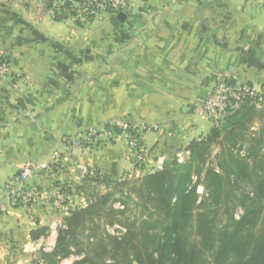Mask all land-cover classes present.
Returning a JSON list of instances; mask_svg holds the SVG:
<instances>
[{
  "label": "crops",
  "instance_id": "0c3cea01",
  "mask_svg": "<svg viewBox=\"0 0 264 264\" xmlns=\"http://www.w3.org/2000/svg\"><path fill=\"white\" fill-rule=\"evenodd\" d=\"M128 1V11L80 21L51 0H0V50L10 65L0 80V189L28 162L47 163L33 182L68 187L70 197L65 207L0 217V264L19 246L46 264L42 255L78 206L71 200L84 202L75 189L92 177L137 178L157 172L160 158L185 161L190 143L211 131H198L195 106L217 80L264 92V0H253L263 11H246L241 0ZM118 122L93 144L67 148L66 138ZM55 153L63 161L54 165ZM49 241L55 247L45 250Z\"/></svg>",
  "mask_w": 264,
  "mask_h": 264
},
{
  "label": "trees",
  "instance_id": "16d2710c",
  "mask_svg": "<svg viewBox=\"0 0 264 264\" xmlns=\"http://www.w3.org/2000/svg\"><path fill=\"white\" fill-rule=\"evenodd\" d=\"M260 112L264 116V109ZM257 113L247 107L212 127L205 138L190 143L184 163L173 160L163 170L131 179L92 177L87 183L104 182L105 191L89 194L86 207L69 209L54 251L41 258L46 264L72 255L81 257L74 264H264V136L246 132ZM213 145L222 146L221 154L207 164ZM198 186L204 189L200 204ZM116 203L122 209L114 208ZM131 205L148 219L128 222ZM238 208L243 210L239 220ZM115 223L124 224V237L98 230ZM91 225L96 229L87 237L95 243H78L77 231ZM196 235L201 241L190 240Z\"/></svg>",
  "mask_w": 264,
  "mask_h": 264
},
{
  "label": "built area",
  "instance_id": "2783aa9c",
  "mask_svg": "<svg viewBox=\"0 0 264 264\" xmlns=\"http://www.w3.org/2000/svg\"><path fill=\"white\" fill-rule=\"evenodd\" d=\"M54 8L59 15H72L80 21L89 20L101 12L123 13L129 9L128 0H51ZM10 73V65L0 50V80ZM247 107L255 110L264 109V92L255 89L251 85L238 84L228 78L217 80L210 88L207 96L195 106V113L202 118L213 123V127H220L228 118L241 114ZM123 127L122 122L108 127H90L85 130V135L70 136L66 138L67 148L80 147L83 143L93 144L105 133L112 132V129ZM157 125H142L137 128L140 132L155 130ZM139 132L132 136L133 147L138 144ZM51 164L62 162V156L55 153L50 157ZM165 159H158L156 170L165 168ZM179 161L182 159L179 158ZM50 165L47 163L39 164L28 162L21 171L8 180L3 188L0 189V217L11 215L19 208H50L52 206L65 207L70 201L69 193L63 186L41 187L33 182V175L39 169L48 170ZM62 222H57L51 226L53 240ZM126 231L120 225H113L108 228V232L113 236L121 237ZM51 238V239H52ZM43 244L37 245L33 252H39ZM55 247L54 241H49L45 245V250Z\"/></svg>",
  "mask_w": 264,
  "mask_h": 264
},
{
  "label": "rangeland",
  "instance_id": "374dc122",
  "mask_svg": "<svg viewBox=\"0 0 264 264\" xmlns=\"http://www.w3.org/2000/svg\"><path fill=\"white\" fill-rule=\"evenodd\" d=\"M241 1H242V3H241L240 6L244 7L246 11H263L262 10V7L259 6V3L258 2H255L253 0H249L248 2H247V0H241ZM258 1L260 2L262 0H258ZM255 88H257V87L255 86ZM260 111H262V110H257L258 113L253 117L254 119H253L252 123L248 125V129L246 130V132H248V136L251 135V134L252 135H258V134H260V132H261V135L264 136V116H260V114H262V112H260ZM196 120H197V125H198L197 126L198 131H201L202 130V132L207 133L213 127V123L211 121L206 120V119L202 118L201 116H198L197 115L196 116ZM222 143H224V140H223ZM240 144H241L242 147L244 146V145H242V142H240ZM246 144L248 145L247 141H246ZM224 146L226 148H228L229 147V142H226V144L224 143L223 147ZM238 147H237V149H238ZM243 149L244 148H241V149L239 148L240 153H244V150ZM221 150H222V146H219V145L218 146H216V145L214 146L213 145L210 148L211 154L209 153L210 155H209L208 163L207 164H210V163H213V162L215 164L216 157H217V155L221 154ZM184 162L185 161H183L182 163H184ZM128 175L132 176L131 174H128ZM135 177H137V176H135ZM193 181L196 182V179L194 178ZM103 184H104V182L95 183V184H93V183H87L86 185L80 186L79 189H75V194H77V195L80 194V197L82 198V200H84V202L86 200V202H87V199L89 198L88 196L92 192L95 193L96 190L97 191L99 190V192L105 191V186H103ZM88 185L91 186V187H93L94 190L93 189H90V190L89 189H85ZM200 187H202V186H198V191H197V194H198V204H200V202L203 201L202 194L204 193V189H203V191H199ZM117 197H119V195H117ZM80 200H78V202H79L80 205L77 204L76 200L73 201V199L71 200V203L73 205V202H74V205L75 206L78 205V206H76V208L82 207V206L85 207L86 204H84V202H81ZM142 200L144 202H146L145 199H142ZM136 201H138V203L141 204V200L136 199ZM204 205H205V207H208V206H210V203L204 201ZM114 208H116V209H122L120 207V204H118V203H116L114 205ZM129 211H132V212H128L127 213V216L126 217H127V219H129L128 222H130V218L137 221V219H135V218L138 217V219H139L138 225H140V222L141 221L148 219L147 213H144L143 210L141 208H139V207L136 208L135 205H131V210H129ZM221 212L222 211H220V213ZM234 214H235V218L237 220H239L240 217L243 215V210H241L240 208H238L234 212ZM126 217H121L120 220L124 222L125 220H127ZM114 225H120L122 228H124L123 227L124 224H122L123 226L121 224H117V223H115ZM111 226H113V224H107V225L102 226L98 230L100 232L102 229L105 228L106 231L108 232V228L111 227ZM86 227L88 229H86V230L84 229L83 232L80 231V233L83 234V236H81V237H80L81 234L77 231V239L78 240L80 239V241H78V243L83 244L84 246L87 243H90V244L95 243L94 238L91 239V238H88L87 236H89V235H91V234L94 233L92 230L93 229H96V226L94 227L93 225H91V228L90 229H89L88 226H86ZM123 233L124 234L122 235V237H124L126 231H124ZM156 233H158V232H156ZM116 237H118V236H116ZM190 240L191 241L192 240L193 241L196 240V241L199 242V241H201V238L198 235H196V236H193ZM13 252H15V254H11V256L9 258H6L5 257V261L2 262L1 264H18L17 260H20L19 264H35L36 262L39 261V258H38V256L36 254H30V255L28 254V255H25L23 253V251L20 249V246L19 247H16V250L13 251ZM132 264H136V263H132Z\"/></svg>",
  "mask_w": 264,
  "mask_h": 264
},
{
  "label": "water",
  "instance_id": "95a60500",
  "mask_svg": "<svg viewBox=\"0 0 264 264\" xmlns=\"http://www.w3.org/2000/svg\"><path fill=\"white\" fill-rule=\"evenodd\" d=\"M199 191H203V188H202V187H200Z\"/></svg>",
  "mask_w": 264,
  "mask_h": 264
}]
</instances>
